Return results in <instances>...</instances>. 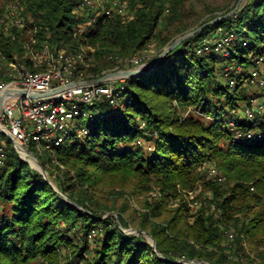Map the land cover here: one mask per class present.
Wrapping results in <instances>:
<instances>
[{
	"label": "trees",
	"instance_id": "16d2710c",
	"mask_svg": "<svg viewBox=\"0 0 264 264\" xmlns=\"http://www.w3.org/2000/svg\"><path fill=\"white\" fill-rule=\"evenodd\" d=\"M6 1L0 0V14ZM80 1L21 0L40 43L70 51L82 44L96 47L94 65L82 71L88 78L115 65H133L127 60L152 41L161 52L191 31L184 11L190 0H128L133 19L105 15L79 34L91 17L78 11ZM216 29L221 31L212 34ZM221 34L234 36L222 51L197 52L207 38ZM0 43L8 55L23 51L21 41L2 32ZM226 53L229 57L222 58ZM109 54L116 58L107 60ZM260 57L264 60V0H247L234 15L166 52L149 72L128 77L121 107H89L103 120L88 134H72L51 151L31 147L54 186L0 133L7 152L0 165V264H185L180 259L237 264L229 252L232 241L237 246L241 238L264 241V101L259 86L252 95L245 86L251 79L246 73L258 67ZM230 65L244 71L225 75ZM246 108L254 110L252 118ZM113 112L117 115H109ZM205 164H215L224 180L206 179ZM202 178L211 194L209 206L191 212L183 190L197 188ZM111 180L138 194L159 187L160 198L145 201L134 227L153 237L156 250L143 235L122 229L128 225L124 207L102 197V185ZM173 201L176 207L169 208ZM214 207L219 215L211 212ZM113 210L118 221L105 216ZM229 226L237 230L233 238L226 234Z\"/></svg>",
	"mask_w": 264,
	"mask_h": 264
},
{
	"label": "built area",
	"instance_id": "2783aa9c",
	"mask_svg": "<svg viewBox=\"0 0 264 264\" xmlns=\"http://www.w3.org/2000/svg\"><path fill=\"white\" fill-rule=\"evenodd\" d=\"M78 7V11L91 16L79 26V34L91 30L105 15L121 16L126 21L134 18L128 0H81ZM23 12L21 0H7L0 14V32L14 41H21L23 47L22 52L8 55L0 43V100L3 104L0 133L11 139L20 157L24 152H30L31 147L41 152L51 151L72 134H88L89 130L79 126L76 120L85 115L92 119L95 112L89 107L101 103H109L113 109L121 107V93L128 78L109 76L103 82H88L95 77L88 78L82 71L94 65L95 47L81 45L78 50L70 51L64 47L57 49L47 43L42 44L36 35L37 25H32L33 17L25 16ZM233 37L232 34H221L216 38H207L196 50L199 53L220 52ZM115 58L109 54L106 59L113 61ZM140 59L136 54L127 62L136 65ZM263 61L260 57L256 61L257 66ZM122 69L115 65L107 69L104 75ZM229 72L226 69L225 75H230ZM251 78L262 89L261 99L264 100V73L259 66L251 70ZM77 81L85 83L68 85ZM228 82L230 86H235V77H231ZM58 87L63 89L48 96H32ZM255 100L252 99L253 102ZM245 110L248 118H252V111L248 108ZM137 142L141 143L140 140ZM6 157V148L0 145V165ZM206 169V179L217 182L224 180L215 164ZM194 204L197 205V202ZM226 234L230 238L234 237L231 231H226Z\"/></svg>",
	"mask_w": 264,
	"mask_h": 264
},
{
	"label": "rangeland",
	"instance_id": "374dc122",
	"mask_svg": "<svg viewBox=\"0 0 264 264\" xmlns=\"http://www.w3.org/2000/svg\"><path fill=\"white\" fill-rule=\"evenodd\" d=\"M236 2H237V0H190V1H188L184 6V11H185V14L187 17L186 18L187 24L191 25L190 30L195 28L199 24V22H201V21H206L207 19H210L214 15L219 16L220 13H223L225 11H231L235 7ZM246 2H247V0L243 1L240 4L239 8L242 7L243 5H245ZM218 32H219V29L218 30L216 29L213 31L212 34H217ZM95 49H96V47H95ZM158 53H159L158 44L155 41H152L150 43V46L147 49L136 53L137 56H139L141 58L138 64L150 63L151 59L156 57ZM224 57L227 58V57H229V55H227V53H226V56H223L222 58H224ZM225 60H227V59H225ZM138 64H136V65H138ZM136 65H127V66L122 67V68L130 69ZM258 66L261 69V72L264 73V61H263V64L258 65ZM226 69H229V71H232V72H237L238 70H239V72L244 71L238 65L237 66L230 65ZM246 74L247 75L251 74V71H248ZM245 86H246V88H248L247 91H248L249 95H252L253 92L254 93L260 92V89L258 88V85H257V81L253 80V78L247 79ZM262 101H264V100H262ZM258 102H259V100L256 99L253 103L257 104ZM261 107H262V105L259 104L257 106V109L262 110ZM249 110H251L252 113L254 111L253 109H249ZM15 113L17 114V112H15ZM109 115L116 116L117 114H116V112H113V113H110ZM100 120H103V119L98 117L97 114H94V117L92 119H90L88 115H85V116L80 117V119L76 120V122L81 123V125L86 127L87 129H91ZM4 136H6V135H4ZM146 145H148V148L152 147V146H149L150 144H148V143ZM36 150L38 151V149H36ZM30 153H33V152H31V150H30ZM33 155H34V153H33ZM21 159L23 160V158H21ZM29 164H31V163H29ZM204 167L202 169V174L205 177V172H206V168L208 167V164H205ZM53 177H54V175H53ZM49 180L51 181L50 177H49ZM204 180H205V178L200 179V181L198 182L199 183L198 187L193 189V190H183V192L186 194L185 200L188 203V206L190 207L191 212H195L196 210H198L199 206L203 207L205 210L208 209V206H209L208 200L211 198L210 197L211 194H210V191L203 184ZM109 182L110 183L108 185H102V187L104 189V192L102 193V197L107 199L108 201H110V203L111 202L115 203L117 208L124 207L125 213L123 215H124L128 225L126 228H122L123 230H127V228L137 229L134 227L138 226L139 220L142 217L141 213L146 211L145 201L149 200L151 202H154L155 200L160 198L159 187L154 185L153 189L151 191H149L147 194H141V193L138 194L133 189V187L128 185V184H126V186H120L119 181L111 180ZM54 185H55V182L52 183V186H54ZM114 189L120 190L121 193L115 194V193L111 192ZM195 201L197 202V205L194 204ZM177 202L178 201L171 202L169 205V208L176 207ZM211 212H215L216 215H219V212L215 209V207L212 208ZM109 215H111V216L113 215L115 217L116 221H118L119 215H118L117 211L113 210L112 212L105 214V216H109ZM237 215H238V217H240V214H237ZM158 221H162V219H159ZM228 231H231L232 233L237 234V230L235 229L234 226H229L227 229V232ZM140 234L144 236L146 242L150 241V239L147 235H145L144 233H140ZM241 240H242L241 243H239L240 249H238L239 245L237 246V243H235L234 241L231 242L230 248H229V252L231 254V257L234 259V261L237 262V264H257L259 261L264 259V241L261 242L260 244H258V243L257 244L256 243L250 244L244 238L243 239L241 238ZM192 260H197V259H192ZM178 261L185 263V264L186 263L190 264L188 259H186V260L180 259Z\"/></svg>",
	"mask_w": 264,
	"mask_h": 264
},
{
	"label": "water",
	"instance_id": "95a60500",
	"mask_svg": "<svg viewBox=\"0 0 264 264\" xmlns=\"http://www.w3.org/2000/svg\"><path fill=\"white\" fill-rule=\"evenodd\" d=\"M245 1V0H237L236 4H235V7L225 13V14H221L219 16H216L210 20H207L205 23H202L200 26L192 29L191 31L189 32H186L184 34H181V35H178V37L174 38L168 45L164 46L163 50L161 52H159L157 54L156 57H154L153 59H151L150 63H143V64H138L136 66H134L133 68H130V69H122V70H118V71H113V72H108L106 75H103V76H100V77H97V78H94L93 80L91 81H88L90 83H93V82H103L105 81L109 76H119V77H122V76H125V77H131V76H136L138 74H141V73H146V72H149L150 69L152 67H154L156 64H158L162 58L164 57V54L170 50H173L175 49L180 43L184 42L186 39H189L191 38L193 35H195L196 33L204 30L205 28H207V26L211 25V24H214L218 21H220L221 19L223 18H227V17H230L232 15L235 14V12H237L239 9V6L240 4ZM82 83H85L83 81H77V82H71L70 84L68 85H79V84H82ZM63 87H58V88H54L52 90H50V92H45V93H37L36 95H32L34 97L36 96H48V95H51L52 93H55V92H58L60 90H62ZM2 100H0V111L2 109ZM27 154L29 156H31L34 160H36V163L38 164L39 168H35L34 166H32L31 164V167L35 170H37L38 172H40L41 174H43V176L51 183V181L49 180V176L46 172V170L44 169L42 163L40 160H38L32 153L30 152H27ZM21 158H23L21 156ZM23 160H26L30 163L29 160L23 158ZM52 184V183H51ZM57 191H59L57 188H56ZM69 201V200H67ZM71 202V201H70ZM126 233H133L135 235H138L140 233H144L145 235H147L150 239L149 243L153 248L154 250H156V242L154 241L153 237L145 230H138V229H131V228H127V230H124ZM183 261V260H182ZM190 264H209L207 263L206 261H203V260H189Z\"/></svg>",
	"mask_w": 264,
	"mask_h": 264
},
{
	"label": "bare ground",
	"instance_id": "6f19581e",
	"mask_svg": "<svg viewBox=\"0 0 264 264\" xmlns=\"http://www.w3.org/2000/svg\"><path fill=\"white\" fill-rule=\"evenodd\" d=\"M22 157L29 160L35 168H39L38 164L36 163V160H34L31 156L27 155L25 152L22 154Z\"/></svg>",
	"mask_w": 264,
	"mask_h": 264
}]
</instances>
